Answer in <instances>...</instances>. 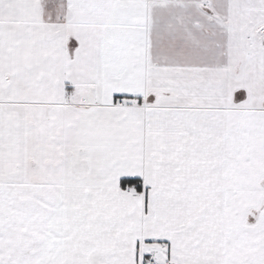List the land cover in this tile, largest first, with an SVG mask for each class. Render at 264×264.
I'll list each match as a JSON object with an SVG mask.
<instances>
[{
	"label": "snow or ice",
	"instance_id": "6c2138e0",
	"mask_svg": "<svg viewBox=\"0 0 264 264\" xmlns=\"http://www.w3.org/2000/svg\"><path fill=\"white\" fill-rule=\"evenodd\" d=\"M0 264H264V0H0Z\"/></svg>",
	"mask_w": 264,
	"mask_h": 264
}]
</instances>
